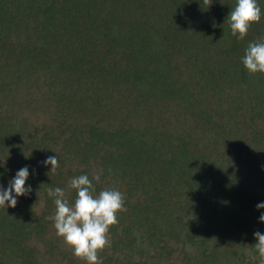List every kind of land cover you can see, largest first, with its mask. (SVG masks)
Returning <instances> with one entry per match:
<instances>
[{
    "label": "trees",
    "instance_id": "trees-1",
    "mask_svg": "<svg viewBox=\"0 0 264 264\" xmlns=\"http://www.w3.org/2000/svg\"><path fill=\"white\" fill-rule=\"evenodd\" d=\"M235 4L0 0V185L32 188L0 207V264H88L48 219L80 175L125 195L103 264H259L264 74L242 57L264 15L240 40Z\"/></svg>",
    "mask_w": 264,
    "mask_h": 264
},
{
    "label": "clouds",
    "instance_id": "clouds-1",
    "mask_svg": "<svg viewBox=\"0 0 264 264\" xmlns=\"http://www.w3.org/2000/svg\"><path fill=\"white\" fill-rule=\"evenodd\" d=\"M212 0H203V7H210ZM262 12L258 0H236L226 23L230 26L231 34L244 40L251 26L261 21ZM242 63L251 74H264V38L249 42L242 57ZM45 166H51L49 176L57 172L59 160L57 155L49 156L44 161ZM29 169L22 167L7 189L0 185V207L17 206V197L27 196L32 192L31 186L26 187L29 179ZM94 179L99 180V176ZM68 188L74 190L76 198L69 201L66 192L60 187H49L48 196L55 204L54 215L48 217L54 222L57 236L73 250V255L82 258L88 264H103L98 253L110 244L109 231L111 226L118 224V213L126 211L125 195L118 189H103L98 194L92 181L87 175H80L68 182ZM15 193V195H13ZM264 209V202L256 205ZM264 223V213L259 217ZM257 243L250 246L259 254V264H264V234L254 233Z\"/></svg>",
    "mask_w": 264,
    "mask_h": 264
},
{
    "label": "rangeland",
    "instance_id": "rangeland-1",
    "mask_svg": "<svg viewBox=\"0 0 264 264\" xmlns=\"http://www.w3.org/2000/svg\"><path fill=\"white\" fill-rule=\"evenodd\" d=\"M244 112V111H243ZM248 116H249V114H248ZM247 116V117H248ZM246 117V118H247ZM250 117V116H249ZM59 120V121H58ZM58 120H56V121H58L57 122V124H59L60 122H61V119L60 118H58ZM252 122V121H251ZM7 259H5L6 261H10V260H8V259H13V254L11 255H8L7 257H6ZM182 261V259H181V257H179V256H174V258L172 259V264H179V262H181Z\"/></svg>",
    "mask_w": 264,
    "mask_h": 264
}]
</instances>
